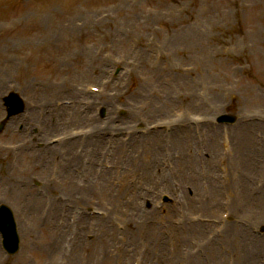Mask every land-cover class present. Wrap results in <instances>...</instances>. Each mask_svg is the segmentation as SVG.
I'll use <instances>...</instances> for the list:
<instances>
[{
  "label": "rangeland",
  "instance_id": "rangeland-1",
  "mask_svg": "<svg viewBox=\"0 0 264 264\" xmlns=\"http://www.w3.org/2000/svg\"><path fill=\"white\" fill-rule=\"evenodd\" d=\"M69 32L81 37L75 41ZM6 78L27 97L34 122L43 102L107 107L106 119L94 112L88 124L81 123L87 139L74 144L77 161L94 163L84 186L78 177L77 187L71 171L50 175L37 152L14 155L13 170H0L13 188L7 201L25 217L19 225L23 249L11 264H169L166 256L172 252L176 259L182 246L188 249L187 264H213L211 242L221 239L217 250L227 247L221 242L228 227L238 225L264 240L255 230L264 220V0H0V95L11 86ZM93 85L102 91L92 93ZM163 95L173 98L169 109L183 108L189 126L202 125L198 144L190 129L189 138L179 132L169 137V129L162 130L169 122H153L160 117L152 116L150 105ZM122 105L134 116L124 126L117 114ZM67 111L46 120L55 133L62 131L57 140L66 150L73 133ZM223 112L236 113L237 125H216L215 116ZM21 120L0 135V163L7 155L3 145L23 137L16 134ZM45 140L50 146L52 139ZM119 144L123 151L115 153ZM84 145L87 152L79 150ZM102 147L104 158L97 156ZM169 147L183 149L188 165L181 153L180 166L167 169L174 152ZM61 149L55 144L52 155ZM66 156L73 160V151ZM24 180L28 186L21 190ZM70 181L74 192L64 186ZM174 185L181 186L172 191ZM188 186L194 192L185 191ZM163 194L174 203L163 202ZM247 196L254 198L250 205ZM208 202L218 205L215 213L206 210ZM164 228L173 241H163L158 252Z\"/></svg>",
  "mask_w": 264,
  "mask_h": 264
},
{
  "label": "bare ground",
  "instance_id": "bare-ground-1",
  "mask_svg": "<svg viewBox=\"0 0 264 264\" xmlns=\"http://www.w3.org/2000/svg\"><path fill=\"white\" fill-rule=\"evenodd\" d=\"M169 103H172V101H170L169 98L155 102V107L158 104L163 105L162 109L157 110L158 114L167 112ZM185 137L189 138L190 135L186 134ZM214 188L218 189L217 186H215ZM253 199L254 198L250 196L246 197V201L249 205L252 203ZM209 208H212V211L215 213L218 209V205L213 204L212 202H208L206 210L209 213H211L212 211H209ZM235 208H237V206H235ZM242 231H244V229H241L238 225H233L231 227H228L225 232L226 237L221 243L222 244L226 243L227 247L232 250V254L236 258L235 264H253L256 262L258 255L264 250V240L262 239L255 240L254 238H251V236L247 234L246 231H244L245 233H242ZM250 239H254V242L253 241L250 242ZM161 241H162L161 244L156 249L159 252H162L164 245L163 240ZM219 241L217 243L211 242L212 245L209 249V252H214L213 264L224 262L225 261L224 258L225 256H227V253L222 252L220 249L217 250ZM258 244L261 246V248H259V251L257 250L256 247ZM162 261H166V258L164 256L162 258Z\"/></svg>",
  "mask_w": 264,
  "mask_h": 264
}]
</instances>
